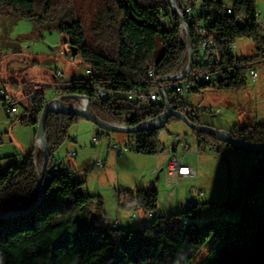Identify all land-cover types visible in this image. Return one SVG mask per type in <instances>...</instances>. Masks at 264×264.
Returning <instances> with one entry per match:
<instances>
[{
  "label": "trees",
  "instance_id": "trees-1",
  "mask_svg": "<svg viewBox=\"0 0 264 264\" xmlns=\"http://www.w3.org/2000/svg\"><path fill=\"white\" fill-rule=\"evenodd\" d=\"M74 1L0 0V15L16 14L38 22H53L72 48L65 53L80 55L86 68L93 69V76L85 72L84 76H71L69 80L63 73L61 77L55 73V81L66 84L62 95L88 96L94 114L117 124L134 126L147 116L159 115L161 107L130 101L123 93L131 87H148L150 67H155L160 76L177 73L187 66V41L170 1L99 0L97 17L88 29L76 14ZM177 4L181 8V0ZM227 6L232 8L230 13ZM258 14L256 0H202L197 19L205 23L206 34L214 38L217 49L214 63L206 64L204 69H220L225 76L217 83L198 84L194 91L206 85L220 89H241L246 85L249 62L256 55L236 56L232 45L241 37L264 43ZM165 18L171 19V26L165 25ZM189 31L193 40V24H189ZM97 87L108 89L105 97H96ZM45 92L20 101L18 110H23L17 115L19 121L38 125L48 102ZM76 101L73 97L63 99L64 104ZM180 111L194 122L215 127L198 119L197 109H191L186 99L181 102ZM80 119L78 115L58 111L47 114L45 134L51 156L41 199L29 213L0 217V264H189L215 237L221 224L229 221H233L229 230L199 264H264V186L256 192L264 176L263 156L253 163L252 175L238 182L237 193L224 196L216 225L207 223L215 218H196L198 201L192 207L186 203L182 212L161 213L158 191L148 187L117 190L121 209L152 214L147 216L149 222L141 226L119 227L107 221L101 196L86 190V178L77 177L69 165L63 168L66 164L55 161V152L66 140L73 139L70 129ZM173 120L180 119L170 117L165 124ZM100 129L97 128L100 136L107 134ZM226 130L246 143L264 145V122ZM195 131L200 151L212 147L217 151H245L209 130ZM129 134L135 141L136 152L158 154L165 149L159 140V128ZM43 160V151L32 148L15 156L5 168L0 166V210H25L35 204ZM224 211H230L234 217L223 215Z\"/></svg>",
  "mask_w": 264,
  "mask_h": 264
},
{
  "label": "rangeland",
  "instance_id": "rangeland-1",
  "mask_svg": "<svg viewBox=\"0 0 264 264\" xmlns=\"http://www.w3.org/2000/svg\"><path fill=\"white\" fill-rule=\"evenodd\" d=\"M256 2L260 13V21H264V0H256ZM74 5L76 14L82 18L85 28L88 29L92 25L91 22L97 17L100 1L75 0ZM232 46L234 47V54L240 51L242 54L252 55L256 52L257 49L255 48L258 43L251 38L241 37L237 38ZM68 49L69 44L64 42L63 35L53 22H38L30 18L18 17L16 14L0 15V76L12 95L19 96L21 94L22 81H49L52 76H55L57 70H61L65 76H84L86 65L83 63L81 56L77 55L74 60L68 59L65 54ZM223 91L227 90L214 85H206L187 94L185 99L188 100L191 109L196 108L198 110L203 122L213 124L216 128H219L220 122L216 119L221 118L222 122H230L232 125L237 117L236 111L217 103L219 94ZM45 93L48 100L53 97H51L52 92L50 89H47ZM205 108L210 110L206 111ZM216 109L219 112H215ZM0 110H3L1 104ZM22 127H24L23 124L18 123L16 131H20V136L23 139L25 138V132ZM97 128L93 122L84 118L72 125L70 133L73 137L76 136L78 142L81 143L78 149L93 148L96 150L104 145V149H107L108 144L112 141H130L131 137L127 132L108 131L104 136H100L98 145L94 146L92 137ZM93 129L95 130L93 131ZM175 134L187 136L192 145L190 150H196V131L184 121L173 120L167 122L164 127L159 128V140L165 148L163 152L143 154L131 150L117 156L113 151H109L107 164L104 163L103 166L93 165L91 170L88 171L93 173L91 177L93 186L101 188V193L98 194L103 200V211L110 224L119 214L120 206L116 194L118 189L148 187L157 189L158 209L161 213L182 212L185 207L181 202L186 204L187 198L192 195L191 190L202 187L206 193L200 198L198 207L200 217L198 219L199 221H205L215 218L207 223L217 224L216 219L219 216V210L222 208V199L227 194L233 196L237 193V191H234V188L238 187L235 167L229 164L230 161L226 156L219 157V164L218 162H210L209 159L207 162H203L199 158L196 165L198 167L196 178H182L183 180L172 181L169 184L165 174L159 169L167 163L169 158L167 146L171 144ZM66 143L67 140L60 146L59 150L64 149ZM105 155L107 154H104V157ZM185 156L183 162L188 161L190 158L189 155ZM261 160L264 163V158ZM231 161L232 164H235V162L240 163L243 172L252 175L250 161L247 160V157L241 156L237 159H231ZM213 163L215 164L213 165ZM155 168H157V172ZM99 169L107 170L104 178L100 175L94 178L96 171H99ZM158 173L161 174L160 179L157 178ZM81 178L85 179V177ZM142 180L143 184L137 183L142 182ZM263 186L264 176L259 182L256 192L258 193ZM123 210L125 212L132 211L131 213L141 212L140 210L125 208ZM230 217L233 218L234 215ZM232 224L233 221L221 224L215 237L201 249L189 264H199Z\"/></svg>",
  "mask_w": 264,
  "mask_h": 264
},
{
  "label": "built area",
  "instance_id": "built-area-1",
  "mask_svg": "<svg viewBox=\"0 0 264 264\" xmlns=\"http://www.w3.org/2000/svg\"><path fill=\"white\" fill-rule=\"evenodd\" d=\"M172 6V1L177 8V11L183 16L184 22H180L181 33L185 41L187 27L189 28V24H193L194 26V34L192 40V56H193V65L190 69L183 75V70L177 73L172 74H164L157 76L155 67H150L148 69V76L150 78L151 84L145 88H137L131 87L129 90L124 92L123 94L130 101L138 102L144 105H155L156 107H161L163 111L167 109L174 108L180 111V104L185 99L187 94H190L194 91L195 86L198 84H208V83H217L219 80L223 79L225 74L222 70H209L204 69L206 64H213L215 55L217 53L215 40L212 36L206 34V26L203 21H199L197 19L198 15L202 9V0H181V8L178 6V0H169ZM172 10L173 6H172ZM232 10L231 6L226 7V11L230 13ZM260 19V13L258 14ZM260 21V20H259ZM166 26H171L172 21L170 18L164 19ZM260 24L264 31V21H260ZM66 54V53H65ZM68 59L74 60V54L69 52L66 54ZM230 70V68H229ZM249 72L248 76L251 79H256L258 76V71L256 67V62L254 60L249 62ZM86 74L93 76L94 71L92 68L85 69ZM62 72L56 71V76L61 77ZM0 78V104L1 108L8 112L11 115H16L18 113V106L21 100L23 99H14L10 96L6 89L2 86ZM66 86L65 83L54 82L49 85L38 84L34 86V89L25 97V99H34L36 94L41 91H46L50 89L52 91L53 98L58 97L63 94V88ZM107 90L105 87H97L95 89V94L97 98H103L107 94ZM86 99L78 100L76 102H72L68 105H75L79 107H85ZM52 107H60V103L57 101L52 102ZM206 111H209V108H205ZM197 112V111H196ZM215 112H218L216 109ZM147 122H151L150 125H145ZM123 125L133 126L126 123H122ZM160 124V120L158 119V115L156 116H147L143 121L139 123V125H145L149 127L158 126ZM199 131V130H197ZM218 137V133H213ZM100 135L98 131H95L92 137V144L97 146L99 143ZM196 140L198 144V136L196 135ZM192 145L189 142L187 136H182L180 134H175L173 136V141L168 146L169 158L167 160L166 166L164 168L165 173L168 178V183L170 184L172 181H179L182 177H192L195 176V170L189 165L183 162V158L190 152ZM108 148L115 151L117 155H122L123 153L129 152L131 150H135V141L134 139H130L129 142H118L112 141ZM212 149H214L212 147ZM199 148L197 149V153H199ZM67 156L71 158L77 157V152L75 150H68ZM263 156V152L258 153V157L255 162ZM97 164L102 166L104 164V160L98 158ZM68 165H63L64 167ZM192 195H190L187 200V206L192 207L194 203L198 200L199 196L203 195V191L198 187L191 190ZM152 214L149 213L148 216ZM136 213L132 214L134 218ZM187 216L185 215L184 221L187 220ZM116 224V223H114Z\"/></svg>",
  "mask_w": 264,
  "mask_h": 264
},
{
  "label": "crops",
  "instance_id": "crops-1",
  "mask_svg": "<svg viewBox=\"0 0 264 264\" xmlns=\"http://www.w3.org/2000/svg\"><path fill=\"white\" fill-rule=\"evenodd\" d=\"M260 46L263 47V49L260 48ZM233 46H232V53L233 52ZM238 48V47H237ZM256 52L252 55H256L254 61L256 62V67L258 71V76L256 79H251L248 76V81L245 86H243L241 89H226L227 91H223L219 94V98L217 103L225 105L226 107L234 110L237 112V117L235 118V123L231 125L230 122H222L218 118L220 122V127L223 129H230L234 126L238 127H244L248 125H255L258 123H263L264 122V43L258 44L256 46ZM236 56H252V55H245L242 54V52H237V54H234ZM61 71V70H60ZM63 73V72H62ZM64 74V73H63ZM71 76H65V79H69ZM57 78L55 76L51 77V80L49 81H44V82H38V81H22L23 83L21 84V94L19 96L12 95L11 92L8 90L6 85L3 82V86L8 92V94L14 98L18 99H25L26 95L34 85L38 84H45L49 85L54 82H56ZM52 92V91H51ZM51 93V97H52ZM53 98V97H52ZM51 98V99H52ZM188 101V100H186ZM189 103V102H188ZM23 109L19 107L18 113L14 116L11 114H8L4 110H0V166L5 168L12 162L15 156H20L26 152H28L30 149L35 148L37 150H41V144L38 140L37 137V126H33L28 123H22L21 121L18 120L17 115L22 111ZM219 112V111H218ZM198 119L202 121V118L200 117L198 110L196 112ZM211 120V119H207ZM215 121V120H211ZM18 123L23 124L25 132V138H21L20 136V131L17 130V125ZM20 128V127H19ZM95 129H93L94 131ZM72 135V134H71ZM187 135V134H185ZM73 137V135H72ZM74 139V140H73ZM73 139H68L66 143V147L62 150H57L55 152V161L57 164H67L69 165L75 172L76 176L81 178L85 177L86 178V190L89 192H94V193H101V188H96L93 186V181L91 179L92 177V171L88 172L91 170V168L94 166H99L97 164L98 158H101L104 160V163L107 164L108 157L110 155L109 151H113L110 148L107 147V149L104 146H101L100 148L95 149H90V148H83V149H78V146L81 144L78 142V138L76 139V136L73 137ZM109 146V144H108ZM168 147V146H167ZM198 149V144H196V150L191 151L187 154L189 155L190 158L188 161H184V163L189 164L194 170H195V176H188V177H182V178H196L198 175V167L196 166L198 163V160L200 158L201 161L207 162L209 159L210 162H219V157L220 156H226L229 159V164L233 165L235 168L236 174V183L239 182L242 178L249 177L250 174H247L246 172H243L242 170V165L238 162H235V164H232L231 159H237L240 158L241 156L247 157V160L250 161L251 165V170H252V165L255 162V160L258 157V153L256 151H235L231 149L224 148L221 151H217L215 148H209L205 151H200L197 153ZM68 150H75L77 152V157L76 158H71L67 156V151ZM78 150V151H77ZM116 155L117 153L113 151ZM104 154L105 155L104 157ZM169 154V153H168ZM107 156V157H106ZM118 156V155H117ZM121 156V155H119ZM186 157V156H185ZM264 158V153L263 157ZM246 161V158H245ZM262 162V160H261ZM215 163H213L214 165ZM104 165V164H103ZM102 165V166H103ZM166 163L159 169L160 171H163V174H165L166 180H168L167 175L165 173V168ZM197 167L196 169L194 167ZM157 172V168H155ZM159 172V171H158ZM107 170L103 171L102 169H99V171H96L94 178L97 176H101L104 178L106 176ZM251 176V175H250ZM161 174L158 173L157 178L160 179ZM181 178V179H182ZM183 180V179H182ZM103 183V181H102ZM140 184H143L142 182H137ZM131 186V184H130ZM200 189L203 190V195H205V190L202 187H199ZM228 191V190H227ZM234 191H237V187L234 188ZM115 193V191H114ZM202 196H199L198 202L200 203V198ZM181 204L186 207V204L184 202H181ZM185 209V208H184ZM182 209V210H184ZM222 209V208H221ZM220 209V210H221ZM219 210V211H220ZM119 214L118 217H116L114 220H112V223H117L119 227H135V226H141L147 222H149V217L145 213L141 212H135L137 213V216L134 218L132 217V211L131 212H125L123 209H119ZM164 213H169V212H164ZM196 218L200 217V210L196 211ZM232 213L230 211H224L223 215L230 216Z\"/></svg>",
  "mask_w": 264,
  "mask_h": 264
},
{
  "label": "water",
  "instance_id": "water-1",
  "mask_svg": "<svg viewBox=\"0 0 264 264\" xmlns=\"http://www.w3.org/2000/svg\"><path fill=\"white\" fill-rule=\"evenodd\" d=\"M172 6L174 9L175 14L179 17L181 22H184L183 16L177 11V8L175 7L174 2L172 1ZM187 47H188V64L183 69V75L190 69V67L193 65V56H192V39H191V34L189 31V28L187 27ZM70 50H72L71 47H69ZM66 97H73L77 98L78 100L86 99V105L85 107H79L75 105H68L63 103V99ZM57 101L60 103V107H52L51 104L52 102ZM52 111H58V112H64L72 115H78L84 119L90 120L93 122L95 125H97L99 128L106 130V131H112V132H127V133H132V132H138V131H147L150 129L154 128H160L165 124V121L169 119L170 117H176L180 119L181 121H184L189 127L195 130H200V129H206L211 131L212 133H218V138H220L223 141H226L232 145H235L243 150H248V151H256V152H264V145L262 144H255V143H246L244 141H241L237 138H234L230 135L228 130L222 129V128H216V127H211L209 125H204L200 124L197 122L192 121L185 115L183 112L178 111L174 108H169L166 111L161 112L158 115V119L160 120V124L158 126L154 127H149L145 125H134V126H127L123 124H117L113 122L106 121L96 114H94L90 110V98L84 94H67V95H60L58 97L52 98L48 100V102L45 104L43 107L40 117H39V122L37 125V137L38 140L41 144V150L44 153V160L42 163V167L40 170V175H39V183H38V195H37V200L33 206H31L28 209L25 210H15V211H2L0 210V217L2 218H11L14 216H21L26 213H29L35 206L36 204L40 201L41 195H42V188H43V180L45 176V172L48 166L49 158L51 156V150L48 144V140L45 134V122H46V116L48 113Z\"/></svg>",
  "mask_w": 264,
  "mask_h": 264
},
{
  "label": "bare ground",
  "instance_id": "bare-ground-1",
  "mask_svg": "<svg viewBox=\"0 0 264 264\" xmlns=\"http://www.w3.org/2000/svg\"><path fill=\"white\" fill-rule=\"evenodd\" d=\"M69 80V79H68ZM150 124H152L151 122H147L145 125H150Z\"/></svg>",
  "mask_w": 264,
  "mask_h": 264
}]
</instances>
